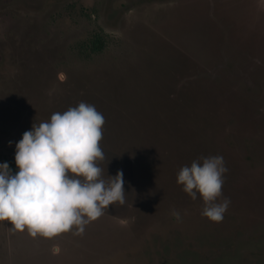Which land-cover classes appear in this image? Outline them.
I'll list each match as a JSON object with an SVG mask.
<instances>
[{"label": "rangeland", "instance_id": "1", "mask_svg": "<svg viewBox=\"0 0 264 264\" xmlns=\"http://www.w3.org/2000/svg\"><path fill=\"white\" fill-rule=\"evenodd\" d=\"M81 101L105 118L99 165L123 172L125 203L80 235L0 221V264H264V0H0V161ZM210 155L220 222L176 182Z\"/></svg>", "mask_w": 264, "mask_h": 264}, {"label": "clouds", "instance_id": "2", "mask_svg": "<svg viewBox=\"0 0 264 264\" xmlns=\"http://www.w3.org/2000/svg\"><path fill=\"white\" fill-rule=\"evenodd\" d=\"M104 123L93 104L81 101L23 132L15 143L16 171L0 162V221L33 237L51 238L73 228L80 235L110 205H123V172L105 178L99 165ZM226 172L223 157L210 155L182 166L176 177L191 199L199 194L201 215L214 222L222 221L230 204L222 197Z\"/></svg>", "mask_w": 264, "mask_h": 264}, {"label": "trees", "instance_id": "3", "mask_svg": "<svg viewBox=\"0 0 264 264\" xmlns=\"http://www.w3.org/2000/svg\"><path fill=\"white\" fill-rule=\"evenodd\" d=\"M104 33L101 32L100 34H92L86 41H83L80 45L81 47H83L84 49L87 48L88 46L92 49H99L101 47V45L104 42ZM0 162H8L10 168L13 170V172L16 171V165H15V160L14 159H6L3 158Z\"/></svg>", "mask_w": 264, "mask_h": 264}]
</instances>
